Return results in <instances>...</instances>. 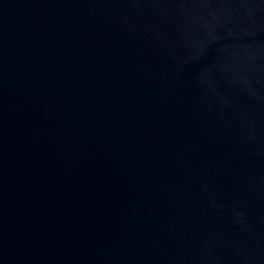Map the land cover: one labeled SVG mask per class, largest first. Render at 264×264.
<instances>
[{"label":"water","instance_id":"obj_1","mask_svg":"<svg viewBox=\"0 0 264 264\" xmlns=\"http://www.w3.org/2000/svg\"><path fill=\"white\" fill-rule=\"evenodd\" d=\"M0 264H264V0H0Z\"/></svg>","mask_w":264,"mask_h":264}]
</instances>
